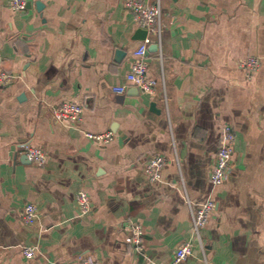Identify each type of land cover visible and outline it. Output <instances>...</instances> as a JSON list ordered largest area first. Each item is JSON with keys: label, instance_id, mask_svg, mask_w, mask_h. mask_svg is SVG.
Listing matches in <instances>:
<instances>
[{"label": "crops", "instance_id": "0c3cea01", "mask_svg": "<svg viewBox=\"0 0 264 264\" xmlns=\"http://www.w3.org/2000/svg\"><path fill=\"white\" fill-rule=\"evenodd\" d=\"M10 1L0 0V71L15 76L0 85L4 264H168L188 241L193 256L181 264H264V0H161L162 36L148 47L153 94L126 79L142 41L127 0H42L41 10L27 0L25 11ZM248 56L261 60L251 77L239 65ZM66 100L84 106L81 123L56 118ZM226 124L231 170L213 186ZM108 131L106 144L86 135ZM23 144L42 148L46 164L25 159ZM155 154L168 159L157 183L144 170ZM81 190L92 202L85 215ZM187 197L217 202L202 243ZM129 220L143 226L142 252L127 241Z\"/></svg>", "mask_w": 264, "mask_h": 264}, {"label": "built area", "instance_id": "2783aa9c", "mask_svg": "<svg viewBox=\"0 0 264 264\" xmlns=\"http://www.w3.org/2000/svg\"><path fill=\"white\" fill-rule=\"evenodd\" d=\"M27 0H11L10 7L16 11H25L27 9ZM126 8L133 13L135 21L140 28L147 30L145 39L134 50V60L131 64L130 71L126 75L129 84L136 86L145 93L153 94L160 85V81L152 76L149 72V44L153 40V36L161 39L163 32L162 25V5L161 0L154 3H148L142 0H127ZM249 77L257 74L261 68V60L256 56H248L239 62ZM15 76L9 72L0 71V85L7 86L14 82ZM116 93H124L126 86H116ZM56 118L73 124H79L83 121L84 106L80 103L66 100L62 102L55 112ZM86 135L97 142L109 143L114 139V133L111 131L103 133L86 132ZM236 136L232 126L224 125L217 150L216 164L210 173V183L218 186L224 183L230 174L233 159V147ZM23 152L28 159L38 166H43L48 160L46 152L37 146L31 144L22 145ZM168 162L165 155L155 154L148 158L145 163V174L150 182L157 183L163 180V170ZM188 203L193 214L195 234L202 243L201 230L205 227L213 212L217 207V202L212 197H207L203 202L195 205L187 197ZM76 203L79 207L80 214L85 215L91 210L92 202L89 194L85 190H81L76 195ZM38 217L37 207L34 203L26 204L23 211V220L28 224H32ZM127 241L138 251H143L142 240L144 229L140 222L129 220L126 222ZM26 258H33L36 253V247L23 246L21 248ZM193 256V243L185 242L178 247L173 259L168 264H181L188 258ZM0 264H4V253L0 245ZM77 264H99L97 261L83 259Z\"/></svg>", "mask_w": 264, "mask_h": 264}, {"label": "water", "instance_id": "95a60500", "mask_svg": "<svg viewBox=\"0 0 264 264\" xmlns=\"http://www.w3.org/2000/svg\"><path fill=\"white\" fill-rule=\"evenodd\" d=\"M36 4H37L38 9H40V10L43 9L44 6H45V4H44V2H43L42 0H38V1L36 2ZM29 5H30V4H29ZM146 35H147V30L140 28V29L136 32L135 38H136L137 40H143V39H145ZM117 54H118V57L120 58V57L124 56L125 52L122 51V50H118V51H117ZM154 107H155V104L153 103V108H154ZM24 158L26 159V158H27V155H25ZM29 161H30V160H29Z\"/></svg>", "mask_w": 264, "mask_h": 264}]
</instances>
